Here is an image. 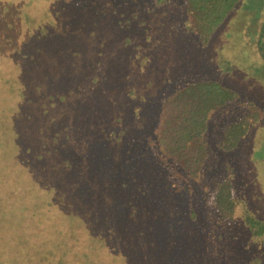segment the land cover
Returning <instances> with one entry per match:
<instances>
[{
  "label": "trees",
  "instance_id": "obj_1",
  "mask_svg": "<svg viewBox=\"0 0 264 264\" xmlns=\"http://www.w3.org/2000/svg\"><path fill=\"white\" fill-rule=\"evenodd\" d=\"M33 1L0 0V15L10 18L5 14L9 8L20 14ZM240 1L184 0L187 38L192 35L196 47L207 46ZM98 6L76 4L82 21L74 22L75 31L67 32L57 51L64 73L56 80L57 90L45 88V93L47 83L39 71L32 75L27 71L24 77L23 66L12 55L6 57L4 51L17 45L9 32L16 25L11 19L2 22L9 41L0 40L4 46L0 47V91L11 92L8 101L14 106L0 104V264H227L221 252L208 258L196 251L199 235L203 238L210 228L203 232L195 210L184 213L178 206L168 210V202L177 201L165 168L196 175L206 155L208 117L221 109L226 110L228 122L217 146L233 150L264 118L261 102L241 92L255 81L264 88V80L252 75L254 83L238 90L215 80L171 78L164 84L168 90L156 104L153 123L145 125L141 118L114 130L101 120L109 105L98 91L112 86L110 90H119L117 100L123 96L134 100L130 90H125L127 96L123 92L128 87L126 76L114 73L125 72L131 63L121 59L122 50L111 47L139 49L129 39V31L140 20L132 16L136 21L128 26L131 19H119L116 28ZM108 26L112 30L107 29V34L103 30ZM85 34L93 46L84 40ZM253 35L260 62L256 69L264 74V16ZM33 57L29 53L25 67ZM14 75L30 77L32 83L22 86L23 92L21 87L12 89L19 86ZM30 88L35 90L31 97L24 94ZM142 98L148 104L147 97ZM17 103L39 107V123L29 126L28 118L22 127L20 121L14 123ZM87 112L90 117L85 118ZM21 133H33L34 141H22ZM61 152L64 160H59ZM249 155L252 162L264 163V146L248 151ZM209 198L207 209L215 224L234 220L235 189L228 178L217 183ZM241 224V235L255 255L245 258L238 252L237 264H259L264 261V221L245 211ZM222 237L217 231L216 239Z\"/></svg>",
  "mask_w": 264,
  "mask_h": 264
},
{
  "label": "rangeland",
  "instance_id": "obj_2",
  "mask_svg": "<svg viewBox=\"0 0 264 264\" xmlns=\"http://www.w3.org/2000/svg\"><path fill=\"white\" fill-rule=\"evenodd\" d=\"M183 1L34 0L28 8H24V6L20 14L18 11L15 14L13 9L9 8L10 11H5L7 12L5 14H11L10 18L0 15V40L9 41V35L4 34L2 22L6 19L13 20L16 26L9 32L13 44L17 42V45H12L14 48L7 50V52L4 51L6 57L12 55L14 61L23 66L24 77L27 71L31 75L32 72L39 71L47 83L44 84L43 88L45 93V88L57 90L56 80L59 79V75L64 73L62 65L56 60L57 51L67 36V32L75 31L74 22L82 21L83 17L76 12L78 2H91L92 8H96V4L99 5L101 12L111 18V22L116 28L119 19H131L128 26L134 20H140V23L135 24V28L129 31L132 36L129 39L139 49L132 51L128 46L119 47V45L111 47L112 51L122 50L121 59L125 63H131L125 72L121 70L114 73L122 76V78L126 76L125 85L128 87H124L123 92L126 95L125 90H130L134 100L126 99L124 96L122 100H117L119 90L116 91L117 88L110 90L112 86H108V88L103 86V90L98 92H103V99L109 105L104 107L101 120L110 128L115 130L123 126L128 127L132 121H138L141 118L147 125L154 122L156 118L154 109L162 96L166 95L168 89L164 84L171 78L179 81L186 79L215 80L238 90H245L246 87L254 83L253 78L251 79L252 75L264 80L263 71L256 69L260 62L254 52L253 44V31L257 29L264 16V0L240 1L214 32L207 46L201 48L194 46L192 35L187 38ZM113 11L126 13V16L111 14ZM50 16L55 17L50 19ZM16 27L18 28L15 29ZM107 29L108 33L112 30L111 26H108L103 30L104 33H107ZM83 38L92 45L93 40H89L87 34ZM0 47L4 48L2 44ZM103 50L105 51L106 48L104 47ZM29 53L33 54L35 60H29V65L25 67ZM105 57H110V54L105 52ZM6 59L8 61V58ZM105 62L106 59L104 66L105 69H108ZM110 74L112 75V73ZM13 78L17 80L19 86L14 84L12 89L21 87L22 92V86L25 85L26 87L28 83H32L30 77L23 78L14 75ZM49 78L54 81L50 82ZM42 82L44 83V81ZM262 85V82L255 81V87L252 85L248 90L241 93L258 100L261 102L260 105L264 107V88ZM113 86L118 87L116 84ZM260 87L263 89L261 90ZM255 88H259L260 91L257 92ZM24 92L25 95L28 94L31 97L35 90L30 88ZM123 92L120 95H124ZM10 93L8 90L0 91L2 107L14 106V102L8 101V98L11 99L12 97ZM142 95L147 97L148 104ZM121 102L122 105L120 106L119 103ZM125 108L129 109L126 110ZM15 109L13 113L16 122L14 121V123L18 125V121H20V127H22V123L25 124L26 118H28L26 124L29 126L34 127L35 124L39 123V107L17 103ZM123 109L124 112L122 113ZM89 114L87 112L85 118L90 117ZM111 115H113L112 122L108 124ZM124 120L127 121L124 122ZM227 122L226 110L214 111L209 115L205 134L206 155L195 176H186L185 171L183 172L178 168H165L167 175H169L167 178L165 174V177L169 184L174 185L173 189H175L177 201L168 202L167 208L170 211V209L175 210L172 207L178 206L184 213L188 209L195 210L197 215L195 221H200L198 226H202L203 232L210 228L205 232L203 238L199 235L200 241L196 244V251L202 252L201 255L204 254L203 257L208 258L214 253L216 255L221 252L225 256L227 264L228 262L237 264L241 259L238 257V252H243L245 258L248 255L250 257L255 255V250L245 242V236L241 235L243 213L247 211L264 221V163L261 161L252 162L251 154L247 157L248 151L251 152L260 146H264V118L249 129L248 134L239 141L233 150L222 151L218 148L217 143ZM51 129L53 128L51 127ZM32 134L27 136V134L21 133L22 141L24 139L34 141ZM38 139L42 141L44 138L38 137ZM45 139H47L46 136ZM61 154L59 160H64L66 155L63 152ZM225 178L232 182L235 189L234 220L219 225L218 223L215 224V220L207 208L210 205H208L210 194L217 183ZM217 231L223 236L220 240L216 239ZM175 239L178 241V237ZM223 255L221 256L223 257ZM259 264H264V261Z\"/></svg>",
  "mask_w": 264,
  "mask_h": 264
}]
</instances>
